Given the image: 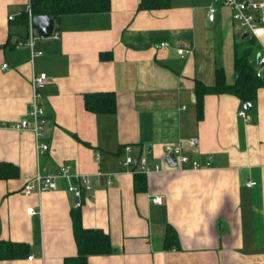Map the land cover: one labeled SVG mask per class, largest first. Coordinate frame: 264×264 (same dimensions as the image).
<instances>
[{"label":"crops","instance_id":"0c3cea01","mask_svg":"<svg viewBox=\"0 0 264 264\" xmlns=\"http://www.w3.org/2000/svg\"><path fill=\"white\" fill-rule=\"evenodd\" d=\"M28 1L0 0V162L18 169L0 179V240L27 246L0 264H63L75 255L69 211L77 202L67 182L22 194L26 181L60 165L88 177L77 206L81 226L103 230L113 248L87 264H264V84L249 109L229 93L205 95L196 119L194 82L212 86L216 69L226 84L235 77L234 46L246 31L230 9L215 4L210 22L211 0H169L152 10H138L139 0H109L108 12L52 19L58 39L36 40L32 52L41 54L31 57L9 32L24 24ZM39 73L49 79L38 100L45 111L39 139L48 149L37 153L32 131L13 124L30 122V78ZM95 92L115 94L114 113L83 107V96ZM243 110L249 122L237 117ZM176 143L187 162L169 165L163 148ZM126 145L152 169L142 173V191L135 167L123 165ZM167 226L177 248L163 246Z\"/></svg>","mask_w":264,"mask_h":264},{"label":"trees","instance_id":"16d2710c","mask_svg":"<svg viewBox=\"0 0 264 264\" xmlns=\"http://www.w3.org/2000/svg\"><path fill=\"white\" fill-rule=\"evenodd\" d=\"M138 10L164 9L170 6L169 0H139ZM28 6L31 16L45 15L57 19L63 14L108 12L109 0H29ZM19 21L26 24L27 12L22 13ZM258 48V44L246 36L234 46L235 74L232 83L226 84L221 69L214 72L215 82L212 86H206L200 81H195L193 90L195 92L196 119H200L203 113V97L213 94H232L241 102H252L256 98L258 87L264 84L261 77L256 76L255 64L250 57ZM83 107L94 114H110L115 112V94L113 92H95L83 96ZM18 169L10 163L0 162V179L16 177ZM136 191L145 189L143 174L134 173ZM70 218L73 232V240L76 245V253L64 258L63 264H87L90 255H107L113 252L108 235L103 230L81 226L79 208H71ZM163 246L166 249L177 248L178 242L175 232L167 226L163 237ZM26 244L0 240V260H11V258L23 256Z\"/></svg>","mask_w":264,"mask_h":264},{"label":"built area","instance_id":"2783aa9c","mask_svg":"<svg viewBox=\"0 0 264 264\" xmlns=\"http://www.w3.org/2000/svg\"><path fill=\"white\" fill-rule=\"evenodd\" d=\"M215 4H219L223 7H228L230 9V15L231 19L234 22V24L239 29H245L246 31V37L249 39H253L258 44L257 48V56L255 61V73L256 76L260 77L262 75L261 70L264 68V43L260 40L261 36L264 34V0H211L210 6L207 8V19L208 21H212L215 17L216 7ZM31 14L29 7L27 9V21L29 25V31L27 33V37L25 39H19L16 42V46H26L31 50V57H35V55H40L41 52H32L33 45L35 44V41L38 39H41L42 37H39L36 34H32L31 31ZM9 19H12V17H9ZM43 39V38H42ZM44 39H58L57 32L52 31L49 38ZM167 47L166 44L162 43L160 44V47ZM184 52H187L185 50H177V53L179 55H183ZM188 53V52H187ZM2 68H6L5 64L1 65ZM30 88H31V101L27 107V113L26 115L29 117L30 122L26 118H22L17 123L13 124V128L15 129H22V128H29L34 138L36 139V152L40 153L43 151H46L48 149L47 144L40 141V136L42 135V130L45 126V111L41 107V105L38 103V100L41 96L39 92V88L47 82L49 79L44 73L35 74L30 78ZM237 117L242 119L245 122H249L250 118L246 115L245 111H239L237 113ZM189 143L191 145L194 144L193 140H189ZM164 158H171L175 160V163L178 164H184L187 162V157L183 154V151L179 145V143L176 144H170L165 145L164 148ZM124 151L127 153L123 165L125 167L127 166H133L135 167V171L139 173H149L151 172V168L147 165L146 159L141 156L138 158H133L130 153V146L126 145L124 148ZM192 165L193 169H199L200 165L197 164L195 161H191L190 163ZM207 166L209 165L208 162L205 163ZM58 171L56 174H46L42 175L39 172L34 175L31 179L26 181L24 183V187L22 188V194L28 195L32 192H39L43 188H47L50 190H53L56 188L55 180L57 178L65 180L67 182V191L72 193L73 197H75L77 200L80 198L81 194V188L83 186L89 185V179L87 176L78 175L75 172L71 171L70 165H60L58 167ZM160 166L156 165L154 167V171L159 170ZM100 175V174H97ZM109 183V182H107ZM252 182H248L247 186H250ZM151 202L153 204L161 203L162 200L160 197H154L151 199ZM79 202L75 203V206H78ZM32 212V211H31ZM31 258V256H29Z\"/></svg>","mask_w":264,"mask_h":264},{"label":"water","instance_id":"95a60500","mask_svg":"<svg viewBox=\"0 0 264 264\" xmlns=\"http://www.w3.org/2000/svg\"><path fill=\"white\" fill-rule=\"evenodd\" d=\"M30 21H31V29L35 30L36 34L39 37L49 38L54 26V22L52 18L47 17L45 15H34L32 16ZM28 31H29L28 23L19 24V25L14 24L9 27V32L12 35L18 36L19 38L22 39H25L27 37ZM243 108L249 109L250 103L244 102ZM166 161L169 163V165H175L173 157L166 158ZM77 201L78 200L76 199V202Z\"/></svg>","mask_w":264,"mask_h":264},{"label":"rangeland","instance_id":"374dc122","mask_svg":"<svg viewBox=\"0 0 264 264\" xmlns=\"http://www.w3.org/2000/svg\"><path fill=\"white\" fill-rule=\"evenodd\" d=\"M239 33H241V32H239Z\"/></svg>","mask_w":264,"mask_h":264}]
</instances>
